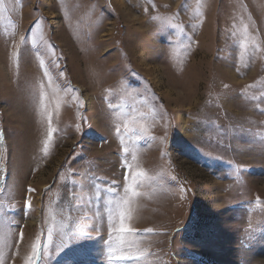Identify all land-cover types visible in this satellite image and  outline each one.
<instances>
[{
	"label": "rangeland",
	"instance_id": "obj_1",
	"mask_svg": "<svg viewBox=\"0 0 264 264\" xmlns=\"http://www.w3.org/2000/svg\"><path fill=\"white\" fill-rule=\"evenodd\" d=\"M0 264H264V0H0Z\"/></svg>",
	"mask_w": 264,
	"mask_h": 264
},
{
	"label": "snow or ice",
	"instance_id": "obj_2",
	"mask_svg": "<svg viewBox=\"0 0 264 264\" xmlns=\"http://www.w3.org/2000/svg\"><path fill=\"white\" fill-rule=\"evenodd\" d=\"M28 206H30V204H29ZM127 230H128V229H126V228H124V227H121V229H120V231H122V232H123V231H127ZM21 235H22V234H21ZM37 248H38V245L34 247V253H33L34 255L36 254V249H37Z\"/></svg>",
	"mask_w": 264,
	"mask_h": 264
},
{
	"label": "bare ground",
	"instance_id": "obj_3",
	"mask_svg": "<svg viewBox=\"0 0 264 264\" xmlns=\"http://www.w3.org/2000/svg\"><path fill=\"white\" fill-rule=\"evenodd\" d=\"M121 3H123V2H121ZM124 4V3H123Z\"/></svg>",
	"mask_w": 264,
	"mask_h": 264
}]
</instances>
